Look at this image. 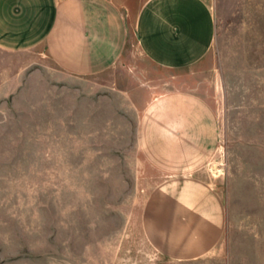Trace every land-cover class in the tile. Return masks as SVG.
<instances>
[{"label":"rangeland","instance_id":"obj_1","mask_svg":"<svg viewBox=\"0 0 264 264\" xmlns=\"http://www.w3.org/2000/svg\"><path fill=\"white\" fill-rule=\"evenodd\" d=\"M211 3L210 52L179 71L135 49L127 64L71 77L43 51L0 49V264H264V0ZM132 73L164 91L198 83L215 100L207 172L228 213L219 254L176 263L143 235L161 175L137 150L136 108L111 85Z\"/></svg>","mask_w":264,"mask_h":264},{"label":"crops","instance_id":"obj_2","mask_svg":"<svg viewBox=\"0 0 264 264\" xmlns=\"http://www.w3.org/2000/svg\"><path fill=\"white\" fill-rule=\"evenodd\" d=\"M215 23L211 0H0V49L43 51L71 77L127 64L135 49L179 71L202 64ZM125 80L111 85L136 108L137 150L161 175L143 204L145 239L176 263L219 254L228 213L207 172L220 141L212 94L198 83L164 91L134 73Z\"/></svg>","mask_w":264,"mask_h":264}]
</instances>
